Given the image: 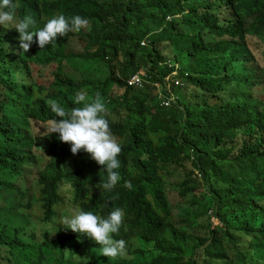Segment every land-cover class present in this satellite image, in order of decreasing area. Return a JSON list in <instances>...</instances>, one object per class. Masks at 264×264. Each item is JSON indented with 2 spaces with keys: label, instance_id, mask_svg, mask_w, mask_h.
Instances as JSON below:
<instances>
[{
  "label": "trees",
  "instance_id": "obj_1",
  "mask_svg": "<svg viewBox=\"0 0 264 264\" xmlns=\"http://www.w3.org/2000/svg\"><path fill=\"white\" fill-rule=\"evenodd\" d=\"M13 3L36 29L61 14L89 25L26 53L0 25V264H264V72L247 51L248 37L264 39V0ZM73 37L81 50H69ZM166 61L189 73L171 106L152 84L125 85L149 64L150 82L165 85ZM78 91L100 94L122 147L111 192L102 166L45 130L59 119L47 102L82 107ZM70 205L103 218L123 209L114 239L127 256L110 260L60 225Z\"/></svg>",
  "mask_w": 264,
  "mask_h": 264
},
{
  "label": "clouds",
  "instance_id": "obj_2",
  "mask_svg": "<svg viewBox=\"0 0 264 264\" xmlns=\"http://www.w3.org/2000/svg\"><path fill=\"white\" fill-rule=\"evenodd\" d=\"M16 7L17 5L13 3V0H0V25L5 29L15 28L19 33V47L22 49V53L28 52L30 47H33L31 46L33 43H36L40 49H44L48 45L55 46L58 37H67L70 32L78 33L89 25V21L80 15L73 16L69 20L61 14L48 20L42 28L36 29L37 21L33 16L25 15L22 19L16 18ZM250 37L252 38L247 41V51L253 55L260 71L264 72V39L259 40L257 37ZM80 40L85 42L81 37ZM78 43L80 45L79 41ZM141 45L146 46L148 43L142 41ZM171 64L173 67L169 66ZM151 65L149 64L146 68L142 67L129 75L125 79V85L142 89L146 85L152 84L163 100L162 105L169 107L175 102L173 89L177 86L172 84L174 83L173 80L180 79L182 85L179 86H183L184 78L189 76V73L185 72V77H183V70L179 64L171 61H166L165 63L159 62V66L166 65L172 71L165 75L164 78L167 81L165 85L157 82L152 83L149 80ZM175 65H178L177 75H173V72L176 70ZM156 72H158L157 69L152 74ZM135 74L142 81L140 86L128 83L131 76ZM169 86L170 89L168 88ZM172 96L174 100L166 106L164 102ZM73 103L76 105L82 104L83 106L73 107L70 111H67L57 101L49 100L47 104L50 110L59 119L55 118L52 120L45 130L48 132V136L55 133L60 143L70 144V151L73 155L84 151L98 165L102 166L107 172V180L102 183V189L111 192L121 180V176L116 170L121 167L118 156L122 152V147L112 134L109 122L106 119V105L102 102L99 93L89 100L83 91H78L75 94ZM192 171L194 178L198 180L203 178L202 173L196 168H192ZM124 186L129 189L132 187L130 182H125ZM124 217L125 212L121 208H115L106 218L92 212L75 210L71 215L62 216L59 224L63 225L66 229H71L73 232L95 241L100 245V254L108 257L110 260H115L126 257L130 248L124 239H114V234H118L120 231ZM212 222L214 225H217L213 219Z\"/></svg>",
  "mask_w": 264,
  "mask_h": 264
},
{
  "label": "rangeland",
  "instance_id": "obj_3",
  "mask_svg": "<svg viewBox=\"0 0 264 264\" xmlns=\"http://www.w3.org/2000/svg\"><path fill=\"white\" fill-rule=\"evenodd\" d=\"M251 38L252 37H248L247 38V41L250 40ZM68 47H69V50H74V51L81 50V47H80V45L78 43V38L77 37H73L72 39H70V41L68 42ZM167 50H170V48H168V46H166V51ZM162 55L166 57L165 54L162 53ZM167 60H168V58H167ZM47 79H48V77H47ZM189 96H191V94ZM192 100H195L196 101L197 99L193 97ZM200 100H202V99L199 98L198 101H200ZM41 128H42V125L40 124V122H37V121H33L32 122V131L33 132H37V131L39 132V130ZM1 173H2V171H0V174ZM69 194H70V192H67V195H69ZM73 211H75L74 208H73V206L72 205L68 206V208H67L68 215H71V213ZM133 245L137 247V244L135 242L133 243ZM81 249L76 253V258L77 259H81V255H82V250Z\"/></svg>",
  "mask_w": 264,
  "mask_h": 264
},
{
  "label": "built area",
  "instance_id": "obj_4",
  "mask_svg": "<svg viewBox=\"0 0 264 264\" xmlns=\"http://www.w3.org/2000/svg\"><path fill=\"white\" fill-rule=\"evenodd\" d=\"M170 67H173V65H169ZM176 70L173 72V75H177L178 74V65H175ZM141 79L139 78V76L137 74L131 76L130 80L128 81L129 84H135L136 86H140L141 85ZM174 83H172L174 86H179L182 85V81L180 79H174L173 80ZM170 89V86L168 87ZM167 89L169 92L170 90ZM174 100V97L172 96L169 100L165 101L164 104L166 106H168L170 104L171 101Z\"/></svg>",
  "mask_w": 264,
  "mask_h": 264
}]
</instances>
